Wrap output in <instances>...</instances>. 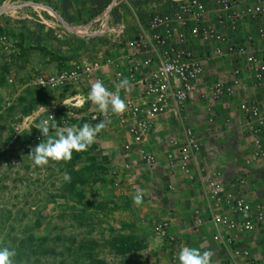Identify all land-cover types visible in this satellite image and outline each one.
Instances as JSON below:
<instances>
[{
	"label": "rangeland",
	"instance_id": "374dc122",
	"mask_svg": "<svg viewBox=\"0 0 264 264\" xmlns=\"http://www.w3.org/2000/svg\"><path fill=\"white\" fill-rule=\"evenodd\" d=\"M46 1L0 0V246L15 248V264H178L181 247L207 251L189 237L191 211L203 197L201 183L167 157L174 149L171 141L183 142L180 123L151 138L152 164L115 119L87 151L73 152L71 161L37 167L28 156L43 139L36 125L50 112L60 130L105 119L87 100L93 78L54 90L39 85L40 78L76 68L84 59H100L104 86L117 91L110 81V58L119 61L110 56V38L83 29L110 15L111 0H98L101 5L89 9L79 24H64L65 14ZM204 1L213 25L221 15L219 0ZM222 104L199 94L186 113L187 125L201 135L198 163L205 176L222 170L209 166L224 159L219 148L230 156L233 147L251 146V138L236 143L241 136L224 129ZM92 113L99 114L98 121L90 119ZM65 172L70 182L63 180ZM140 189L143 203L136 206L132 198ZM161 222L167 223V237L155 230Z\"/></svg>",
	"mask_w": 264,
	"mask_h": 264
},
{
	"label": "built area",
	"instance_id": "2783aa9c",
	"mask_svg": "<svg viewBox=\"0 0 264 264\" xmlns=\"http://www.w3.org/2000/svg\"><path fill=\"white\" fill-rule=\"evenodd\" d=\"M164 4L163 10L144 21L132 0H111L110 15L95 18L83 28L93 30L89 36L110 38L111 47L119 48L110 51L119 61L114 64L110 58V81L120 89L127 107L123 114L110 112V120L118 122L148 164L155 161L147 147L151 138L180 123L183 142L178 146V141H171L174 149L167 157L201 183L204 204L195 209L196 227H210L215 262L264 264V170L259 168L264 164V109L260 101L249 102L251 106L243 102L241 117H225L228 126L236 121L243 134L252 136V145L240 153L242 161L228 174H203L198 163L201 135L186 123L188 106L199 94L225 103L242 86L264 90V0H219V26L207 21L204 0H164ZM125 14L135 24L133 33ZM247 21L256 22V27L245 31ZM215 61L229 67L227 77L209 74L208 66ZM104 67L100 59H84L80 66L40 78L38 83L52 90L79 84L85 77L104 84ZM125 78L128 85L120 88ZM49 115L55 119L52 112L44 119ZM90 119L98 121L99 114L92 113ZM208 120L214 121L213 114ZM155 230L160 237L168 235L165 222Z\"/></svg>",
	"mask_w": 264,
	"mask_h": 264
},
{
	"label": "clouds",
	"instance_id": "9594fccd",
	"mask_svg": "<svg viewBox=\"0 0 264 264\" xmlns=\"http://www.w3.org/2000/svg\"><path fill=\"white\" fill-rule=\"evenodd\" d=\"M73 76L76 74L73 73ZM63 80V76L60 77ZM59 83V81H56ZM128 85L127 78L120 81V88ZM119 88L116 93L110 92L102 81L97 80L90 87L87 100L98 107V110L105 119L96 125L84 123L81 126H69L63 130L53 116L41 120L36 129L43 139L35 146L30 147L29 157L37 167L47 166L50 162L71 161L73 152H85L95 142L97 134L110 123L109 112L112 114H123L126 111V102L119 96ZM83 100L79 101L82 106ZM64 104V103H63ZM65 105V104H64ZM95 119V117H93ZM50 129L53 130L50 132ZM54 133V135L52 134ZM65 182L71 181V176L65 172L63 174ZM144 190L140 189L133 196V204L139 206L143 203ZM17 252L15 248L0 246V264H15ZM178 264H215L214 253L212 251H201L198 248L181 247L176 254Z\"/></svg>",
	"mask_w": 264,
	"mask_h": 264
},
{
	"label": "crops",
	"instance_id": "0c3cea01",
	"mask_svg": "<svg viewBox=\"0 0 264 264\" xmlns=\"http://www.w3.org/2000/svg\"><path fill=\"white\" fill-rule=\"evenodd\" d=\"M87 1L89 2V0H47L44 3L47 4L50 3L54 6L59 7V9L65 14L64 19L62 18L64 24H79L83 21L89 9L91 8L93 9L94 7L98 8L101 5L100 3L97 2L98 0H90L89 4L87 3ZM132 1H133V6L138 11V14L141 17V19H143L144 21H147L149 19V16L153 12L160 11L165 8L164 0H132ZM124 17L130 26L129 28L131 33H133L135 31V24L133 20H131V17L128 14H125ZM213 23H214L213 25L219 26V23L216 20ZM243 25L245 31H250L256 27L257 23L253 21L250 22L247 21ZM211 64H209L208 66V71L210 75L215 77L217 76L220 78L222 76L227 77L229 75V69H228L229 67L227 65L220 62L217 65H211ZM216 70L222 71V73L221 72L218 73ZM254 100L260 101V106L264 105L263 104L264 90L262 91L254 90L249 85H245L237 90V93L233 98V100L222 104L225 107L223 111L224 113L222 114L224 129L226 128L229 131L233 130L234 131L233 136H237V135L241 136L240 141L236 143H242L243 138L246 139L251 138L250 140L252 145V136L251 135L245 136L243 135V133L241 135V132H239L240 129L237 127L236 123H233L231 126H228L226 124L225 117L228 115L230 116L236 115L237 117H241L242 115L241 106L243 105L242 103L247 101L248 106H251L249 102ZM153 138L155 139L156 137ZM247 146L248 145L246 146L239 145L236 148L233 147L234 153L232 152L231 153L232 155H230L229 153L230 156H228L227 153L228 149L224 150V148H219L218 152L220 153L221 156L224 157V159L222 158L221 162H218V164L213 163L212 165L209 164V166L214 167V165H218V166L220 165V168H222L221 171H224L223 168H225L226 170L224 172L228 174L232 169V167H234L238 163V161H242L243 155H241L240 153L245 152V149L248 148ZM234 154L238 156L235 157ZM259 168L260 170H264V164H261ZM199 189H200L199 191L200 194L203 195L202 187H200ZM203 204H204V195L201 198V205H198L197 207L202 206ZM195 209L196 208H194L191 211L192 225L190 226V233H189L190 241L198 246H203V248H205L207 251L210 250L214 253L216 251V246L211 242L209 237L211 229L208 226H203L199 228L196 227ZM215 264L217 263L215 262Z\"/></svg>",
	"mask_w": 264,
	"mask_h": 264
}]
</instances>
